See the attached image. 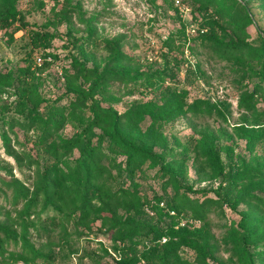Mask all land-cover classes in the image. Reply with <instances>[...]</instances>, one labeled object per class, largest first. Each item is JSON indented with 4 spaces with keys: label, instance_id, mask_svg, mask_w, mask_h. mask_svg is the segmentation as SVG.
<instances>
[{
    "label": "rangeland",
    "instance_id": "obj_1",
    "mask_svg": "<svg viewBox=\"0 0 264 264\" xmlns=\"http://www.w3.org/2000/svg\"><path fill=\"white\" fill-rule=\"evenodd\" d=\"M236 1L245 6L246 15L251 21L246 27L249 34L246 42L257 47V33L264 37V11L259 6L260 1ZM64 4L77 12L72 15L70 23L60 19ZM17 8L34 29L60 37L51 41L46 50H31L27 31H16L10 39L0 30V118L2 114H7L6 118L13 116L16 111L18 80L23 78L32 80L41 99L53 106L44 111L42 109L41 126L28 134L16 127L10 131L0 125V132H7L6 144L13 151L8 150L0 136V178L27 183L26 178L31 172L26 164L19 168L15 159L17 153L33 154L40 165L47 160L48 153L35 142L43 141V122L58 116L59 108L64 110L62 120L54 138L47 143L48 149L58 147L85 127L81 118H69L68 112L74 94L79 90L87 91L91 81L80 75L71 79L75 74L71 69V58L86 68L104 69L108 62L107 55L102 51L105 42L122 37L121 52L134 62L121 63L112 69L141 76L130 83H111L104 91L93 94L96 105L122 114L135 104H162L169 94L177 97L184 109L195 100L206 102L207 106L202 108L209 109V115L203 114L193 119L186 114L168 122H153L146 116L138 129L146 131L153 128L171 146L172 152L166 160H182V167H176L173 172H181L179 183L181 187L191 190L192 197L199 201L204 198L218 199L223 204L222 213L219 210L209 213L205 223L182 217L177 227H185L186 233L206 235L208 264H246L232 259L229 253L232 249L231 239L242 235L240 230H243L244 223L241 216L246 213V206L236 201L247 193L264 197V191L258 185L263 182L261 188L264 189V176L241 177L237 181L234 178L246 169L256 172L264 169V116L247 111L240 105L244 93L252 92L259 79L253 77L249 80L237 70L235 64L218 58L206 46L194 40L197 35L206 32L205 17L211 15L212 11L208 9L205 13L203 9L200 10L196 0H19ZM67 32L72 38L88 39L89 44L81 49L72 48ZM225 34L229 35L230 32ZM219 35L225 38L224 41L228 40L223 33L218 32ZM37 54L41 55L42 60L50 58V62L45 66H36ZM258 63L250 60L254 71L260 68ZM26 68L29 73L23 74L21 70ZM157 74L163 80L156 78ZM252 102L255 110H264V92L255 94ZM241 128L253 129V136L259 140L251 149L242 132L237 131ZM93 133L99 134L100 131ZM201 144L214 146L217 151L219 170L215 179H209L204 172L198 173L192 167ZM77 156L78 149H74L69 158L71 160ZM144 170L135 178L138 190L148 198L159 196L160 184L165 179L155 177L154 170ZM167 194H173L172 187L167 188ZM0 204L5 205L1 197ZM4 207L11 210L8 205ZM10 215L15 217L13 212ZM152 222L161 230L175 226L174 220L157 215ZM0 223L9 226L10 222L0 214ZM97 226L96 223L93 233L81 238L71 235L69 244H63V248L51 246L53 264H93L92 260L102 264L111 263L102 253L103 248L110 247V237L100 233L96 235ZM13 229L18 231V226L13 224ZM29 231L33 234L32 229ZM31 240L36 247L39 245L34 235ZM173 240L180 245L177 254L181 261L198 264L195 261L197 253L191 248L188 238ZM247 250L251 253L264 252V245ZM20 252L19 244L10 243L0 253V264H24L16 256ZM10 254H14L13 257ZM257 258L254 257L255 264H264V259ZM34 264L44 263L37 261ZM137 264L148 263L141 261Z\"/></svg>",
    "mask_w": 264,
    "mask_h": 264
},
{
    "label": "trees",
    "instance_id": "obj_2",
    "mask_svg": "<svg viewBox=\"0 0 264 264\" xmlns=\"http://www.w3.org/2000/svg\"><path fill=\"white\" fill-rule=\"evenodd\" d=\"M18 1L0 0V30L10 39L16 31H27L31 50H46L49 43L60 36L34 29L18 10ZM259 1L264 11V0ZM196 2L200 10L207 13L209 9L212 13L205 17L206 32L197 35L194 40L218 58L235 64L249 80L253 77L259 79L252 92L244 93L240 105L247 111L264 116V110H255L252 102L255 94L264 92V37L257 33V47L246 42L249 37L246 27L251 21L245 6L236 0ZM75 13V8L64 4L60 19L70 23ZM227 31L229 35L225 34ZM218 32L228 40L224 41L225 38L218 36ZM67 35L71 38L72 48L81 49L89 44L88 39L72 38L70 32ZM122 42V37L105 42L102 51L107 55L108 62L101 70L98 67L86 68L71 58V69L75 73L71 79L80 75L91 81L87 91L79 90L74 94L68 112L69 118H81L85 127L58 147L48 149L47 143L54 138L62 120L64 110L59 108L58 116L43 122V141L35 142L48 153L47 160L40 165L33 154L17 153L15 159L19 168L26 164L30 169L27 183L0 178V197L11 209L6 210L5 205L0 204V214L10 222L9 226L0 223V253L10 243L19 244L21 252L16 256L24 264L37 261L53 264L51 246L63 248V244H69L71 235L77 238L89 235L97 223L95 234L110 237V247L102 249L103 256L111 260L109 264H137L141 261L148 264H187L180 260L177 254L180 245L173 240L180 237L191 241L198 264H208L206 235L186 233L185 227L178 228L177 225L182 217L205 223L209 213L218 210L222 213L223 204L212 198L199 201L191 196L190 189L181 187L178 180L181 172L174 173L173 169H180L182 160H166L172 152L171 146L153 128L140 131L138 125L146 116L153 122H168L186 114L198 119L200 115L211 112L202 108L207 104L199 100L184 109L183 103L171 94L162 104H135L122 114L96 105L93 94L104 91L111 83H130L141 76L112 69L121 63L134 62L121 52ZM250 60L259 62V70L252 69ZM46 64L45 61L43 66ZM21 71L29 73L28 68ZM156 78L163 80L159 74ZM18 83L16 111L8 118L7 114H2L0 125L10 131L16 127L28 134L41 126L42 109L44 111L53 106L41 99L32 80L23 78ZM95 130L100 133L94 134ZM237 131L242 132L250 149L258 143L253 129L241 128ZM0 136L8 150L13 152L6 144L7 132L2 130ZM206 146L201 144L192 167L198 173L204 172L209 179H215L219 170L217 151L214 146ZM74 149H78V156L70 160ZM144 169L154 170L155 177L165 179L160 184L159 196L148 198L138 190L135 178L143 174ZM259 174L264 176V169L260 172L246 169L238 173L234 181L241 177L254 178ZM262 184L258 183L264 191ZM168 187L173 189L171 196L167 194ZM238 201L246 206V213L241 216L244 223L241 237L231 239L230 257L255 264L254 257L263 260L264 252L251 253L247 249L264 245V197L247 193L239 196L236 203ZM160 203H164L162 207ZM229 208L234 210L232 206ZM10 212L15 214L14 218ZM156 215L174 220L175 226L161 230L152 222ZM13 224L18 226V231L13 229ZM32 235L39 242L37 247L31 240ZM92 263L102 264L96 260Z\"/></svg>",
    "mask_w": 264,
    "mask_h": 264
},
{
    "label": "built area",
    "instance_id": "obj_3",
    "mask_svg": "<svg viewBox=\"0 0 264 264\" xmlns=\"http://www.w3.org/2000/svg\"><path fill=\"white\" fill-rule=\"evenodd\" d=\"M45 61H46V62H50V58H47L46 60H42L40 54H37V55L35 56V64H36V66H41V65H43V63H44ZM160 206L162 207V206H163V203H160ZM171 214H172V212H171Z\"/></svg>",
    "mask_w": 264,
    "mask_h": 264
}]
</instances>
